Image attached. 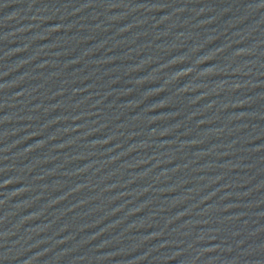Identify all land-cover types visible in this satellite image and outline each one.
<instances>
[{"label":"water","instance_id":"1","mask_svg":"<svg viewBox=\"0 0 264 264\" xmlns=\"http://www.w3.org/2000/svg\"><path fill=\"white\" fill-rule=\"evenodd\" d=\"M0 264H264V0H0Z\"/></svg>","mask_w":264,"mask_h":264}]
</instances>
